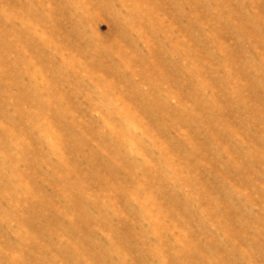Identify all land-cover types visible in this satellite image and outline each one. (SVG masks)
Returning <instances> with one entry per match:
<instances>
[{
  "label": "rangeland",
  "instance_id": "obj_1",
  "mask_svg": "<svg viewBox=\"0 0 264 264\" xmlns=\"http://www.w3.org/2000/svg\"><path fill=\"white\" fill-rule=\"evenodd\" d=\"M0 264H264V0H0Z\"/></svg>",
  "mask_w": 264,
  "mask_h": 264
}]
</instances>
